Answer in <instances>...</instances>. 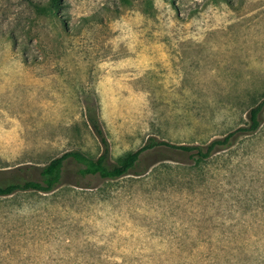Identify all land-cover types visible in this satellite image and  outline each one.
<instances>
[{
    "label": "rangeland",
    "instance_id": "obj_1",
    "mask_svg": "<svg viewBox=\"0 0 264 264\" xmlns=\"http://www.w3.org/2000/svg\"><path fill=\"white\" fill-rule=\"evenodd\" d=\"M264 100V0H0V182L72 150L207 145ZM261 128L205 162L154 151L119 179L69 159L0 196V264H264Z\"/></svg>",
    "mask_w": 264,
    "mask_h": 264
},
{
    "label": "trees",
    "instance_id": "obj_2",
    "mask_svg": "<svg viewBox=\"0 0 264 264\" xmlns=\"http://www.w3.org/2000/svg\"><path fill=\"white\" fill-rule=\"evenodd\" d=\"M59 7L61 0H52ZM264 112V100L249 111V126L241 127L230 132L222 138L212 140L207 145H176L157 139H149L147 144L138 151L127 153L117 164L109 165L110 150L108 142L104 137L103 128L97 114L89 117V122L95 133L105 146L103 153L98 158L88 156L79 150H72L52 159L41 169L40 180L27 179L17 182H0V196H11L17 192H39L50 193L61 183L63 169L69 159L80 165L78 173L81 176H99L103 179H119L131 174L138 167L144 153L154 151H178L191 153L197 163H202L212 158L221 151L230 148L238 134L249 135L257 132L262 125L261 115Z\"/></svg>",
    "mask_w": 264,
    "mask_h": 264
}]
</instances>
